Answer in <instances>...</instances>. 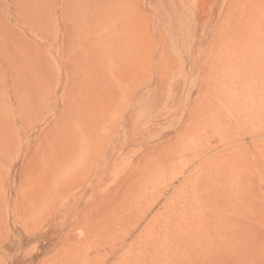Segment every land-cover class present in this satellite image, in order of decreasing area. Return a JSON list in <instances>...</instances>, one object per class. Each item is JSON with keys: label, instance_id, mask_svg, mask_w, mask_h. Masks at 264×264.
<instances>
[{"label": "rangeland", "instance_id": "obj_1", "mask_svg": "<svg viewBox=\"0 0 264 264\" xmlns=\"http://www.w3.org/2000/svg\"><path fill=\"white\" fill-rule=\"evenodd\" d=\"M0 264H264V0H0Z\"/></svg>", "mask_w": 264, "mask_h": 264}, {"label": "bare ground", "instance_id": "obj_2", "mask_svg": "<svg viewBox=\"0 0 264 264\" xmlns=\"http://www.w3.org/2000/svg\"><path fill=\"white\" fill-rule=\"evenodd\" d=\"M170 245L171 246H178L179 245V241L171 242Z\"/></svg>", "mask_w": 264, "mask_h": 264}]
</instances>
